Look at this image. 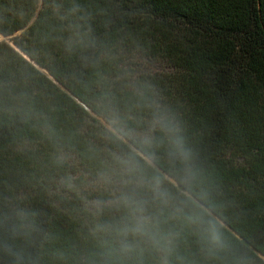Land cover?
Listing matches in <instances>:
<instances>
[{
  "label": "trees",
  "instance_id": "1",
  "mask_svg": "<svg viewBox=\"0 0 264 264\" xmlns=\"http://www.w3.org/2000/svg\"><path fill=\"white\" fill-rule=\"evenodd\" d=\"M0 264H264V0H0Z\"/></svg>",
  "mask_w": 264,
  "mask_h": 264
},
{
  "label": "water",
  "instance_id": "2",
  "mask_svg": "<svg viewBox=\"0 0 264 264\" xmlns=\"http://www.w3.org/2000/svg\"><path fill=\"white\" fill-rule=\"evenodd\" d=\"M28 57V56H27Z\"/></svg>",
  "mask_w": 264,
  "mask_h": 264
}]
</instances>
